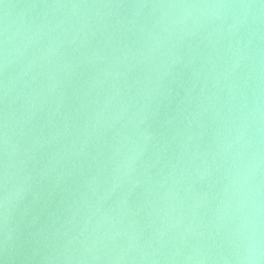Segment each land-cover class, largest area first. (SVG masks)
Masks as SVG:
<instances>
[{"label":"water","instance_id":"obj_1","mask_svg":"<svg viewBox=\"0 0 264 264\" xmlns=\"http://www.w3.org/2000/svg\"><path fill=\"white\" fill-rule=\"evenodd\" d=\"M0 264H264V0H0Z\"/></svg>","mask_w":264,"mask_h":264}]
</instances>
